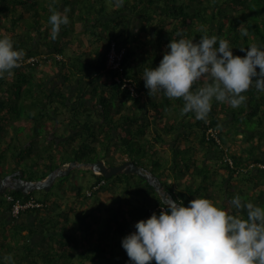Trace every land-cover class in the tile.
Wrapping results in <instances>:
<instances>
[{
  "label": "trees",
  "instance_id": "obj_1",
  "mask_svg": "<svg viewBox=\"0 0 264 264\" xmlns=\"http://www.w3.org/2000/svg\"><path fill=\"white\" fill-rule=\"evenodd\" d=\"M83 1L0 0V35L10 36L14 47L24 50L13 75L0 78V177L22 171L25 179L39 180L73 161L104 160L107 166L131 161L151 171L185 206L196 197L213 199V193H225L231 181L239 182L247 194L250 184L258 185L256 179L264 176V167L258 164L264 166V162L252 158V144L264 140V92L250 86L242 93L246 101L237 108L213 99L207 118L197 120L191 112L181 115L182 99H169L162 92L150 96L142 72L145 67L158 66L166 45L180 36L198 40L204 34L216 35L230 42L234 55L244 56L240 47L264 44V0H124L122 6L111 0L115 10L124 8L126 14L119 34L103 38L100 34L95 38L88 29V25L95 28L100 23L101 11L91 6L82 12ZM62 2L72 17L52 40L48 18L52 10H64L58 9ZM131 18L138 23L134 33L127 29ZM241 28L248 30L247 36L241 35ZM83 38L91 47L88 52L82 51ZM112 41L123 51L115 68L108 67L106 60ZM38 45L46 46L50 55H38ZM30 56L37 57V62L26 63ZM208 128L216 132L219 144L206 135ZM239 142L251 146L236 154L231 149ZM165 146L169 155L161 152ZM201 150L203 161L198 163ZM206 160L215 161L226 172L220 183L213 184L212 193L207 190L212 166ZM101 177L93 182L103 179L106 185L101 190L109 182L122 184L126 196L163 206L153 188L134 174ZM183 177H187L185 184ZM98 191L87 196V191L76 186L70 192L81 201V207L71 203L63 208L56 200L37 199L34 191L24 195L7 190L15 198L45 203L22 213L28 216L40 214L50 204L39 226L58 235L54 240L60 244L48 251L38 250L37 257L32 255L36 249L27 242L33 231L24 235L23 225L14 222L6 226L2 215L10 206L0 195V264L7 260L23 264L24 258H28L27 264H37L38 259L43 264H121L123 259L124 264H131L127 254L121 255L125 251L121 240L130 230L126 218L114 213L99 219L82 207L88 198L98 200ZM238 194L242 197L240 191ZM257 199L262 206L261 194ZM128 206L136 218L144 214L140 212L143 207ZM241 214L246 215L243 210ZM9 229L15 233H5Z\"/></svg>",
  "mask_w": 264,
  "mask_h": 264
},
{
  "label": "clouds",
  "instance_id": "obj_2",
  "mask_svg": "<svg viewBox=\"0 0 264 264\" xmlns=\"http://www.w3.org/2000/svg\"><path fill=\"white\" fill-rule=\"evenodd\" d=\"M123 3L116 0L117 6ZM68 11H51L52 40L69 23ZM240 32L248 35L246 28ZM239 50L245 55H234L230 42L216 35L171 39L158 66L143 69L145 88L150 96L162 92L169 99H182L181 115L191 112L197 120L207 118L213 99L237 108L246 101L242 93L250 86L264 92V44L254 42ZM23 56L10 36L0 35V78L13 75ZM198 81L202 83L193 88ZM162 201L160 211V206L151 209L150 217L136 222L135 231L121 240L131 264H264V206L244 201L239 194L229 201L235 212L203 196L187 206L167 194Z\"/></svg>",
  "mask_w": 264,
  "mask_h": 264
},
{
  "label": "crops",
  "instance_id": "obj_3",
  "mask_svg": "<svg viewBox=\"0 0 264 264\" xmlns=\"http://www.w3.org/2000/svg\"><path fill=\"white\" fill-rule=\"evenodd\" d=\"M64 7H65L64 3L62 2L59 4L58 9L62 10V9H64ZM127 26H128L127 29L129 31V33H134L137 31L138 23H137L136 19L131 18ZM76 31H78V28H76ZM83 42H84V44H83V48H82L83 50L82 51L88 52L89 49L91 48V47L90 48L88 47L89 42L87 39H84V38H83ZM35 50L37 51L38 55H50V52H51L44 45L36 46ZM238 138H240V136H238ZM250 146H248V144L241 143V145L234 146V148H232L231 150L235 151L236 154H240L243 152V149H245L247 147L249 148ZM252 147L255 148L254 149L255 151L252 154V158H257L259 160H262V162H264V140L262 141V144H259V145L258 144H252ZM230 148H231V146H230ZM202 158H203V150H201L198 153V163H201L203 161ZM206 161H205V163L208 162L207 164L212 166V167H209V169H208L211 174L209 176L210 177V180H209L210 184L207 186L208 192L212 193L214 190L213 184H215L219 181L221 182L222 181L221 179H224L226 177L225 176L226 172L222 168L217 167L214 164L215 161H212V162L211 161L206 162ZM184 179H187V177H185V178L183 177V179H181L183 184H185ZM256 181H257L258 185L255 186L253 184H250L252 189L249 191L248 194L244 191V187H243V190L239 188L240 187L239 182L231 181L228 185L229 188L225 193H223L222 191L218 194L213 193V199H210V200L213 202L214 205H216L218 207H221L224 209L225 206H227V208H229L231 210L232 207L229 204V201L234 195H237L240 191L242 194V197L245 198L246 201H250L256 205H258V203L260 202V200L257 199V197H258V195L261 194V196L263 198L262 206H264V176L258 177L256 179ZM182 182L180 184H182ZM245 190H246V188H245ZM246 194H247V198H246ZM127 200L129 202H127ZM128 203H132V205L134 204V205L143 207L140 210V212L144 213L141 215L142 216L141 218H136L134 213H131L128 211V209H129ZM144 204H147V207H145ZM154 207L155 206H154L153 202H151L149 204L148 201L144 200L143 198H139L135 195L130 196L128 199H126V203H123V200H121L117 204L115 217H117L121 213V215L126 218V227L130 228V230H127V233L129 234V233L135 231L134 225L136 222H138L141 219H146V218L150 217V215L152 213H150L149 211L151 209H153ZM226 211H227V209H226ZM156 213L158 214V212H156ZM2 217L5 219V221H6L5 223H7L6 226H10V223H14V222L19 224V225H23L24 230L21 232V234L26 235V233H28V230H30V229L33 231L32 236L27 240V242H30L32 248L36 249V251L32 253V255H34V257H37V251L38 250L39 251H42L41 249L45 250L46 247H50V245L52 244L51 242H53L54 239L58 238V235H55L53 232L52 233L54 234V236L52 233H49V231L47 232L45 230V225L41 226V227L39 226V224H40L39 219H41L39 214L32 215V216L22 214L18 219L12 220L9 212L5 211V213L2 215ZM1 234H2V232L0 231V235ZM121 255H122V257H125L126 251H124ZM28 261H29L28 258H24L22 263L27 264ZM38 261H42V260L38 259ZM125 262H126V260L123 259L121 261V264H124Z\"/></svg>",
  "mask_w": 264,
  "mask_h": 264
},
{
  "label": "rangeland",
  "instance_id": "obj_4",
  "mask_svg": "<svg viewBox=\"0 0 264 264\" xmlns=\"http://www.w3.org/2000/svg\"><path fill=\"white\" fill-rule=\"evenodd\" d=\"M91 6L100 10L101 13L99 15L101 16L97 18L100 23L97 26H95V28L92 27L91 25H88V29H90V33L94 32L91 33L93 35L100 34V38L101 37L103 38L106 35L109 36L111 34L112 35L119 34V31L122 29V26H120L119 24L123 21L124 18L123 16H125L126 14L125 9L121 8V12L119 8L115 10V6L111 2V0H84L83 5L81 7L82 12L86 11ZM120 13L122 17L120 16ZM24 28L25 27H23V30ZM96 37L99 38V35H95V38ZM232 145L234 144L232 143ZM239 145H241V143H239ZM161 152L164 155H169L166 146L161 147ZM95 179L96 176H94L90 170L75 168L71 171L70 175L57 178L48 192H44L43 190H36L33 192V195L37 199L48 200V201L56 200L58 202H61L63 208L66 207L67 205H70L71 203H73L76 207H81L82 205V203L80 204L81 201L80 202L77 201V197H75V195L70 192V189H73L76 186H80L82 188V192L85 193L86 191L90 190L89 187L91 184H93ZM109 183L110 184H108L106 188H103L102 191L98 193V200L96 198L91 197L83 202L82 207L84 208V210L89 212L91 215L96 214L99 219L105 216L106 217L113 216L114 213L116 212L119 199L120 201L123 200V203H126V199L129 198L128 196H126V189L124 185L118 183L112 184V182ZM49 207L50 204L47 209H49ZM47 209L42 210L39 216L40 217L46 216V214L49 213ZM56 225L58 226L59 224L56 223ZM1 228L2 227H0V230H3ZM5 233L11 235L12 233L15 232L12 229H9L5 231ZM51 243L52 244L50 245V247L45 248V251L50 250L51 247H54L55 245L59 247L60 244L58 240H54ZM10 263L11 262L9 260L6 261V264H10ZM37 264H43V261H38Z\"/></svg>",
  "mask_w": 264,
  "mask_h": 264
},
{
  "label": "water",
  "instance_id": "obj_5",
  "mask_svg": "<svg viewBox=\"0 0 264 264\" xmlns=\"http://www.w3.org/2000/svg\"><path fill=\"white\" fill-rule=\"evenodd\" d=\"M75 168L88 169L92 173H99L105 179L121 173L134 174L142 178L153 188L163 205L164 203L162 201V197L166 194L175 200L170 192L163 188L162 182L151 171L139 167L131 161H126L116 166H107L104 160H97L95 162L88 163L73 161L65 166L51 170L44 178L39 180H27L24 178L22 171H15L0 177V195L5 193L7 190L20 192L24 195H28L36 190L48 192L57 178L68 176Z\"/></svg>",
  "mask_w": 264,
  "mask_h": 264
},
{
  "label": "built area",
  "instance_id": "obj_6",
  "mask_svg": "<svg viewBox=\"0 0 264 264\" xmlns=\"http://www.w3.org/2000/svg\"><path fill=\"white\" fill-rule=\"evenodd\" d=\"M117 49H118L117 46L112 41L109 44V50H108V53L106 56L108 67H112V68L118 67V62H119L120 58L122 57L123 51L119 50V49H118L119 50L118 51ZM24 61L28 64H34L37 62V57L30 56V57L26 58ZM206 135L213 138L217 142V144H219V140L216 137V132L213 129L208 128L206 131ZM224 159H226V156L224 157ZM227 161L230 165H232L230 160L227 159ZM258 166L260 168L264 167L263 165H260V164H258ZM103 184H104L103 181H98V182L94 183L91 186V189L86 192V195L89 196L92 191H98ZM3 198L6 201V203L10 206L9 213H10V216L14 219H17L20 214H22L28 210H33V209H37V208H41V207L45 206V203L35 201L32 198H28V199L15 198L8 192H6L3 195ZM161 207H163V206L159 207V211H160ZM155 210H157V208H155L154 211Z\"/></svg>",
  "mask_w": 264,
  "mask_h": 264
},
{
  "label": "flooded vegetation",
  "instance_id": "obj_7",
  "mask_svg": "<svg viewBox=\"0 0 264 264\" xmlns=\"http://www.w3.org/2000/svg\"><path fill=\"white\" fill-rule=\"evenodd\" d=\"M65 140V139H64ZM70 175V174H69ZM103 180V179H102ZM103 183H105V181L103 180ZM104 185H106V184H104Z\"/></svg>",
  "mask_w": 264,
  "mask_h": 264
},
{
  "label": "bare ground",
  "instance_id": "obj_8",
  "mask_svg": "<svg viewBox=\"0 0 264 264\" xmlns=\"http://www.w3.org/2000/svg\"><path fill=\"white\" fill-rule=\"evenodd\" d=\"M62 137V136H61ZM59 141V140H58ZM102 178V177H101Z\"/></svg>",
  "mask_w": 264,
  "mask_h": 264
}]
</instances>
